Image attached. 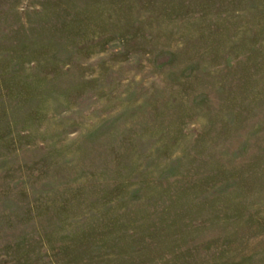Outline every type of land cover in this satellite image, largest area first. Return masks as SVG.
<instances>
[{
    "label": "rangeland",
    "instance_id": "rangeland-1",
    "mask_svg": "<svg viewBox=\"0 0 264 264\" xmlns=\"http://www.w3.org/2000/svg\"><path fill=\"white\" fill-rule=\"evenodd\" d=\"M0 264H264V0H0Z\"/></svg>",
    "mask_w": 264,
    "mask_h": 264
}]
</instances>
